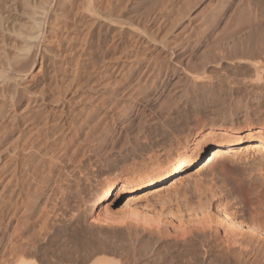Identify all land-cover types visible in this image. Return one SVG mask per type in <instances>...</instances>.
Here are the masks:
<instances>
[{"label":"bare ground","instance_id":"6f19581e","mask_svg":"<svg viewBox=\"0 0 264 264\" xmlns=\"http://www.w3.org/2000/svg\"><path fill=\"white\" fill-rule=\"evenodd\" d=\"M203 20L210 62L227 71L220 97L242 110L185 134L174 107L132 130L150 100L141 82L160 71L148 63L134 84L135 68L168 49L173 28L199 35ZM262 104L264 0H0V264H246L237 247L264 260L261 212L246 217L224 182L219 201L186 205L190 221L165 210L227 151L233 191L263 196V171L230 154L249 143L264 164ZM116 128L129 137L103 152Z\"/></svg>","mask_w":264,"mask_h":264},{"label":"rangeland","instance_id":"374dc122","mask_svg":"<svg viewBox=\"0 0 264 264\" xmlns=\"http://www.w3.org/2000/svg\"><path fill=\"white\" fill-rule=\"evenodd\" d=\"M204 24L203 30L199 35L193 31L192 27L185 24L181 28H173L168 34V49L159 50L155 53L159 54L158 59H150L152 53L147 51L148 55H144V63L139 65L131 78V81L135 83L140 82V77L142 78L141 69L150 63L155 69L160 70L158 75L152 77L151 80H142V85H144V90L142 96L145 98H150L149 102L146 103V108L143 107V112H140L138 120L134 123L132 130H136L141 124L155 123L159 122L160 119L167 116V112L174 107L179 108L182 111V129H184L185 134L190 130H196L198 128L207 127L210 124H221L226 120L230 119V114L236 110H242L238 108V104L231 102L227 97H220V95H225L226 88V75L227 71L223 63H211L210 55L208 53V48L215 37L213 32L208 30L206 21H202ZM166 35V34H162ZM160 35V38L162 37ZM156 50L155 46H153ZM242 79L247 81L250 78L247 75H243ZM213 96L219 95L215 100ZM222 100V101H221ZM245 105V109L249 108V117L255 118L257 110L254 109L257 105L246 102L242 103ZM243 107V105H242ZM251 107V108H250ZM261 109L264 110V104H262ZM181 118V117H180ZM264 123V119H261ZM129 137V132L125 130H116L111 134L108 143L103 147V152H109L113 148L119 149L125 144L127 138ZM184 136H177L176 141H183ZM117 144L114 145V143ZM252 144H245L241 147V150L231 152L236 159V165L238 167H243L245 165H250L253 168L260 169L262 174H257V178H264V164L261 162V154H253L250 152H245L247 147H252ZM167 146L166 149H168ZM161 151L160 154H164ZM227 153L223 152L220 156L215 157L208 166L204 169V174L202 179L205 178V184L201 187L200 191L195 189L196 181L201 178L191 179L186 181L179 187L180 195H177L170 202L165 204V210L171 212L174 217L183 216L185 220L190 221L192 212L188 210L186 206L188 203L198 200V196L204 201L211 200L212 202L219 201L222 197L215 198V186H220L223 182L226 185L225 192H231L239 201L240 208L246 217L250 219H257L260 217L258 212L264 218V192L263 196L256 200L249 201L246 198L238 197V194L233 191L231 184V176H229V171L233 170L234 164H229L226 166ZM235 154V155H234ZM130 163V162H129ZM121 164L117 171H113L111 175H106L101 177L96 182V186H100L102 180L107 176L120 177L123 169L127 168L129 164ZM211 170H214L215 175L210 174ZM214 178V181H211ZM188 190L187 196L183 193ZM185 196V197H184ZM124 198H119L113 206V209H117L122 203ZM192 224V223H190ZM2 242L0 239V249ZM250 248H238L235 253H241L244 257L246 264H264L262 256H259L255 251L249 250ZM248 262V263H247Z\"/></svg>","mask_w":264,"mask_h":264}]
</instances>
